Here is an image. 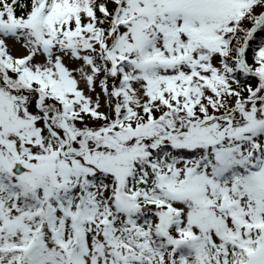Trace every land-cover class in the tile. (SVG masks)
Instances as JSON below:
<instances>
[{
	"label": "snow or ice",
	"instance_id": "snow-or-ice-1",
	"mask_svg": "<svg viewBox=\"0 0 264 264\" xmlns=\"http://www.w3.org/2000/svg\"><path fill=\"white\" fill-rule=\"evenodd\" d=\"M0 264H264V0H0Z\"/></svg>",
	"mask_w": 264,
	"mask_h": 264
}]
</instances>
